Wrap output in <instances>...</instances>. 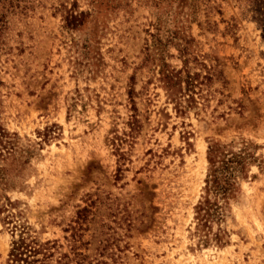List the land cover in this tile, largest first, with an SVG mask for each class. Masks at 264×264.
Wrapping results in <instances>:
<instances>
[{
	"label": "rangeland",
	"instance_id": "374dc122",
	"mask_svg": "<svg viewBox=\"0 0 264 264\" xmlns=\"http://www.w3.org/2000/svg\"><path fill=\"white\" fill-rule=\"evenodd\" d=\"M214 2L176 28L206 66L217 60L225 86L203 81L197 108L180 117L155 61H143L160 53L180 67L175 47L154 50L149 36L160 21L165 43L175 4L0 0V264L20 232L99 264H264V35L247 3ZM68 11L81 15L75 28ZM130 89L139 127L129 136ZM208 141L246 146L252 162L204 246L194 206ZM90 200L94 216L76 224Z\"/></svg>",
	"mask_w": 264,
	"mask_h": 264
},
{
	"label": "trees",
	"instance_id": "16d2710c",
	"mask_svg": "<svg viewBox=\"0 0 264 264\" xmlns=\"http://www.w3.org/2000/svg\"><path fill=\"white\" fill-rule=\"evenodd\" d=\"M168 3L175 4L176 10L169 13L171 24H175L174 30L166 31L168 34L161 42L159 36L160 30L162 31V23L157 21L154 25V34H149L152 38L153 49L159 45L167 47L173 45L176 49L177 55L180 59V67L176 69L165 63L163 56L158 53V56L149 59L150 56L146 55L144 64L146 62L153 63L155 61L156 67V81L159 83L161 89L165 93L166 100L172 104V109L177 116H184L190 109L197 108L196 95L199 94V87L203 81H209L212 78L216 81H221L222 88L225 86V81H222L221 72L218 70L219 64L214 59L213 66H206L203 63L204 58H199L192 55L190 47L193 39L184 35L182 30L176 28L178 18H189V22H194L196 15L203 7L205 18L215 10L214 0H165ZM250 6L255 17L253 18L257 25L261 28L264 35V0H240ZM186 9V10H185ZM173 14V17H171ZM72 12H66L63 19L67 28H75L80 21ZM207 28L209 29L213 23L206 21ZM197 26L201 27L199 23ZM1 30V27H0ZM146 51L148 50V46ZM155 50V49H154ZM160 51V50H159ZM161 52V51H160ZM157 55V54H156ZM160 56V57H159ZM169 55H166L168 57ZM198 71L195 72L194 70ZM203 74H202V73ZM198 90V91H197ZM128 99L130 108L133 114L130 116L128 123L129 136L138 130L139 121L136 119V108L133 102V90H129ZM200 98V96H199ZM231 145L222 144L217 141H208L205 160H206V174L204 178L203 196L201 200L194 206V220L196 221V229L201 232V242L205 246L208 243V234L210 233L211 225L223 222L227 205L229 201H234L240 194L239 181L246 179V172L248 165L252 162V158L247 151V147L243 146L238 152L231 151ZM117 153H119L117 151ZM122 157L121 154H118ZM120 167L117 168V173L120 174ZM117 174V179L119 175ZM95 201L90 200V204L86 207L79 208L76 211L75 223L81 225L87 222L88 216H94L92 207ZM91 221V219H90ZM103 224H100V228ZM75 230V228H73ZM99 240H97L98 247L96 249L106 250L107 246L102 245L103 242L107 243L109 240L108 233H99ZM103 236V238H102ZM75 234L71 235L74 239ZM220 234H215L212 240L219 243ZM75 241V240H73ZM109 246V244H108ZM59 245L56 241L39 242L35 238L27 235L25 232H20L15 240L10 244L7 253L8 264H99L98 260L92 263L88 260L86 255L77 252L76 248L72 249V257L66 253L58 251ZM101 248V249H100ZM57 254V255H56ZM102 264V263H101Z\"/></svg>",
	"mask_w": 264,
	"mask_h": 264
}]
</instances>
